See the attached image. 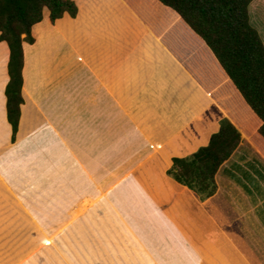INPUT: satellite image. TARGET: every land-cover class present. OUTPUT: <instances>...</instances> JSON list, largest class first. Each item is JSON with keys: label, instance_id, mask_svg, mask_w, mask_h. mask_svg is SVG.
I'll use <instances>...</instances> for the list:
<instances>
[{"label": "crops", "instance_id": "0c3cea01", "mask_svg": "<svg viewBox=\"0 0 264 264\" xmlns=\"http://www.w3.org/2000/svg\"><path fill=\"white\" fill-rule=\"evenodd\" d=\"M74 1L76 18L53 24L45 9L23 43L15 143L0 40V264H96L129 245L137 261H264L261 120L181 19L160 30L129 0ZM249 15L264 43V0ZM224 119L241 144L201 201L168 171Z\"/></svg>", "mask_w": 264, "mask_h": 264}, {"label": "trees", "instance_id": "16d2710c", "mask_svg": "<svg viewBox=\"0 0 264 264\" xmlns=\"http://www.w3.org/2000/svg\"><path fill=\"white\" fill-rule=\"evenodd\" d=\"M253 0H129L132 7L155 28L164 30V18L181 19L212 51L226 77L246 104L261 120L264 138V43L250 22L249 6ZM50 21L69 14L76 18L79 8L74 0H0V40L8 44L9 83L6 88L7 114L15 143L23 97V43H34L32 28L43 20L44 10ZM172 20V19H171ZM241 144L240 131L228 120L221 122L218 133L206 147L186 158H174L168 175L196 193L201 201L218 190L216 176Z\"/></svg>", "mask_w": 264, "mask_h": 264}, {"label": "rangeland", "instance_id": "374dc122", "mask_svg": "<svg viewBox=\"0 0 264 264\" xmlns=\"http://www.w3.org/2000/svg\"><path fill=\"white\" fill-rule=\"evenodd\" d=\"M200 39V38H199ZM201 43L204 45L206 51L210 54V56L212 57V59L214 60V62L216 63V65L219 67L220 70H222V68L219 66L217 60L215 59L212 51L207 47V45L203 42V40H201ZM223 71V70H222ZM230 81V80H229ZM233 85V84H232ZM234 87V86H233ZM235 89V93L239 99V101H241L242 103V106L247 109V111L249 113H251V115L253 117H255L258 121L259 118L254 114V112L251 110V108L246 104V102L244 101V99L242 98L241 94L236 90V88L234 87ZM261 122V121H260ZM73 172V171H71ZM217 182V180H216ZM85 183L82 181V188L85 187L84 185ZM87 189V188H86ZM86 189H82V192H85L86 193ZM85 202V207H88V203H89V200L88 199H85L84 200ZM87 216V215H86ZM81 217L82 219L84 218L85 219V213L84 212H81ZM87 218V217H86ZM84 220H82V225H88V221L86 220V222L83 223ZM69 226L71 225H65V229L67 230L69 228ZM133 226V229H135V225H132ZM245 250V249H244ZM247 250V249H246ZM135 247H132L131 245H129L127 247V250L125 253H123V255H120V254H116V252H113V260L112 261H108V262H97L96 264H191L190 261L188 260H184L186 259L184 256H178V258H182L181 260H178V261H173V262H153V261H137L136 260V254H135ZM245 253V252H244ZM247 256V254H246ZM249 259V257H247ZM245 259V260H239V259H236V261L238 262V264H264V261H249L248 262V259ZM193 263V262H192ZM80 264H94L92 262H88V261H84V260H81L80 261ZM200 264V263H199ZM204 264V263H203Z\"/></svg>", "mask_w": 264, "mask_h": 264}]
</instances>
